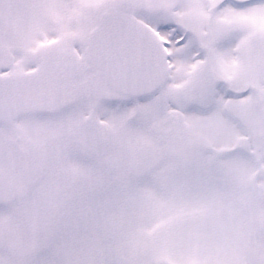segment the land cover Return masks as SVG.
Returning a JSON list of instances; mask_svg holds the SVG:
<instances>
[{
	"label": "snow or ice",
	"instance_id": "1",
	"mask_svg": "<svg viewBox=\"0 0 264 264\" xmlns=\"http://www.w3.org/2000/svg\"><path fill=\"white\" fill-rule=\"evenodd\" d=\"M0 264H264V0H0Z\"/></svg>",
	"mask_w": 264,
	"mask_h": 264
}]
</instances>
